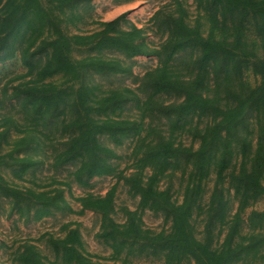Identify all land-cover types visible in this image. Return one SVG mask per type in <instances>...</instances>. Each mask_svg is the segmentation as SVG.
I'll return each mask as SVG.
<instances>
[{
    "label": "trees",
    "instance_id": "16d2710c",
    "mask_svg": "<svg viewBox=\"0 0 264 264\" xmlns=\"http://www.w3.org/2000/svg\"><path fill=\"white\" fill-rule=\"evenodd\" d=\"M92 1L0 0V62L18 50L27 69L10 93L20 106V118L1 115L3 137L10 130L16 134L6 139L10 151L0 155V199L2 207L8 206L7 216L17 215L27 223L71 210L63 189L19 188L2 175V167H7L22 179L35 164L30 151L49 141L53 165L74 166L67 176L70 182L58 184L86 187L93 177L116 178L103 195L75 198L80 213L89 210L99 216L96 237L111 249L113 261L134 252L161 256L162 264H234L251 255L264 261V207L246 213L264 199V0H194L193 23L181 10V0H174L173 11L160 19L165 39L157 48L145 42L136 25L122 28L126 13L101 22L97 31L66 33L63 24L81 20L76 8ZM107 51L126 59L157 56L156 67L139 80L143 99L138 108L141 118H165L167 129L152 124L144 129L143 121L116 115L130 89L94 94L87 83L90 75L129 71L124 60L106 58ZM75 52L81 55L75 57ZM179 53L189 56L183 74L171 64ZM248 71L252 82L246 78ZM161 96L173 101L164 104ZM249 118L254 120L252 128ZM52 127L60 132L56 142ZM183 132L196 147L176 140ZM101 137L116 144L135 138L133 171L126 175L112 163L114 151ZM234 156L239 161L232 164ZM176 171L186 177L180 202L172 199L169 185H160ZM121 180L137 198V207H123V220L117 221L115 194ZM208 181L211 191L202 204ZM230 190L236 201L233 212L226 196ZM146 209L160 214L168 227L157 232L144 227L141 213ZM194 209L203 215L200 235L194 230ZM73 224H62V236L43 235L48 251L60 264H100L82 252L81 235ZM11 256L17 264H46L40 248L29 240Z\"/></svg>",
    "mask_w": 264,
    "mask_h": 264
},
{
    "label": "rangeland",
    "instance_id": "374dc122",
    "mask_svg": "<svg viewBox=\"0 0 264 264\" xmlns=\"http://www.w3.org/2000/svg\"><path fill=\"white\" fill-rule=\"evenodd\" d=\"M181 5V10L186 11L187 20L193 23L197 16L194 0H181ZM174 6V0H93L89 6L76 8L75 15L81 16V20H74V23L68 21L64 23L63 26L68 34L91 33L102 28L101 22L110 21L120 14L126 13L125 19L127 22L122 23V28H127L130 23L136 25L143 30L145 42L149 44L150 47L157 48L165 39L164 26L160 19L165 17L169 11L172 12ZM157 11L162 12L158 19H153ZM204 29V26H202V31H204ZM16 45L18 47L19 42H17ZM80 55L81 53L79 52L73 53L75 57H79ZM104 56L106 58L113 57L124 60L129 67V71L122 74L90 75L87 79V83L89 86H93L94 94L101 96L113 90L124 92L125 89H130L132 93L127 95L128 99L123 103L121 109L116 110V115L136 122L143 121L144 129H146L149 124L154 125V127L157 126L167 129L165 118L162 117L159 120L160 117L158 116L160 115H153V118L148 116L141 118V111L138 108L139 100L143 99V94L139 88V80L146 71L156 67L159 60L157 56L138 55L126 59L119 53L112 51L105 52ZM171 64L176 71L183 74L184 68L189 64V56L179 53L175 56ZM26 70V67L21 64L18 50L15 51L10 59L0 62V155H4L10 151L11 146L6 143V139L8 138L11 140V138L16 135L13 130H10L8 137H3L1 133L4 127L1 124V115L6 114L14 119L20 118V106L11 98L10 93L12 87L22 81L21 77L26 73ZM246 73V78L250 82L254 81L250 72L248 71ZM24 79H28V77ZM160 101L164 104H169L173 101V97L161 96ZM116 115L113 114L112 116L117 117ZM253 121L254 120L251 118L248 119V128H252ZM50 131H52V139L56 142L60 132L56 131L54 127H52ZM142 133L144 134L145 131H142ZM176 140L181 141L186 146L191 144L193 147L197 146V142L193 141L188 132L178 134ZM101 141L114 151L115 157L112 158L111 161L119 170H124L123 172L126 175L134 170L132 150L135 145V138L127 137L119 144H116L107 137H101ZM48 145L49 141L44 142L43 145L40 144L37 146V149L30 151V156L34 159L35 164L28 169L26 174L22 176V179H17L11 172L12 169L7 167H2V175L8 182H12L19 188L31 187L36 190L63 189V196L72 211L64 208L53 211L51 215L43 217L40 220L24 223L23 219H18L17 215L7 216L6 208H8V206L5 208L2 207V200L0 199V264H17L12 261L11 252L24 240H29L40 248L46 258V264H60L46 248L43 235L48 233V235L54 237L62 236L63 232L61 226L65 222H73V226H77L81 235L82 252L90 256L92 261L99 262L100 264H112L113 262H116V264H162L163 258L161 256H152L146 253L135 254V252L128 256H124L123 254L119 260H112L111 249L96 237L99 230V216L89 210L80 213V205L75 198L88 193L103 195L116 183V178L112 176L93 177L89 180L90 185L86 187L79 186L76 183H70V188L64 184H58L57 182L59 181L70 182L67 176L74 166L73 164H69L55 167L52 162V148ZM19 155L22 156L23 153ZM5 159L11 161L9 157ZM238 161L239 159L234 156L232 164L234 162L238 163ZM185 179V175L182 176L179 171H176L173 176L164 178L160 182V185L162 188L169 185L172 199L180 202ZM211 186L212 181L206 182L202 204L208 201ZM232 193V190H230L229 194L226 196L230 200L229 204L233 212L236 207V201L233 199ZM115 196L116 212L114 213V217L117 221H122L123 209L127 208L134 210L137 207V198L129 194L128 188L122 180L118 183ZM263 207L264 199H259L246 210V213L252 209L261 210ZM141 218L144 227L153 231L157 232L162 228L168 227V224L164 223L163 217L160 214H155L147 209L143 210ZM202 218L203 215H197L196 209H194L192 220L194 221V230L197 235H200L203 230ZM259 263L264 264L260 256L256 255L255 257L251 255L246 256L243 260L234 264ZM182 264H193V262L184 260Z\"/></svg>",
    "mask_w": 264,
    "mask_h": 264
}]
</instances>
